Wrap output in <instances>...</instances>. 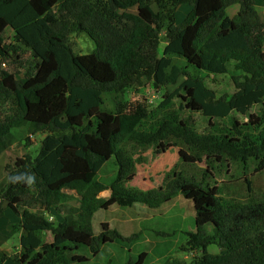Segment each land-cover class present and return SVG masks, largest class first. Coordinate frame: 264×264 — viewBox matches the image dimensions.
<instances>
[{
    "label": "trees",
    "instance_id": "16d2710c",
    "mask_svg": "<svg viewBox=\"0 0 264 264\" xmlns=\"http://www.w3.org/2000/svg\"><path fill=\"white\" fill-rule=\"evenodd\" d=\"M54 1L52 6L51 0H0V107L9 103L14 109L0 116V156L6 153L0 217L6 208L19 217L13 229L21 232V250L13 260L41 264L68 246L94 250L100 240H126L109 230L107 223L101 224L97 235L94 214L113 205L159 208L181 194L194 210L188 245L200 255L180 264H264V199L226 206L217 187L183 175L163 192L135 191L124 185L134 177V160L123 146L157 143L163 149L169 138H175L209 160L238 161L264 155V114L249 116L250 133L233 120L231 129H219L223 135H202L186 121L171 118L147 131L141 129L150 114L146 99L117 96L137 88L144 78L160 88L183 76L161 106L178 98L180 109L210 119H224L232 111L244 115L254 105L264 106V22L254 0ZM183 4L190 5V10L176 24L175 10ZM153 5L159 13L153 12ZM234 5L237 11L223 27L222 19ZM8 29L17 48L6 42ZM162 31L167 43L160 55ZM72 33L84 35L95 50L75 54L68 40ZM26 52L30 58L23 55ZM11 58L23 70L19 75L1 68ZM230 63L236 74L231 73ZM201 73L230 75L233 93L218 94ZM104 93L114 95V112L101 110ZM210 126L214 125L210 122ZM21 128L42 135L34 157L8 154V136L12 129ZM179 155L186 163L195 161L182 149ZM112 158L117 175L110 195L100 197L105 186L96 176ZM44 231L51 233L50 243H43ZM9 238L0 232V246ZM211 244L219 252H209ZM146 257L141 252L124 264H145ZM73 260L85 258L74 256Z\"/></svg>",
    "mask_w": 264,
    "mask_h": 264
},
{
    "label": "rangeland",
    "instance_id": "374dc122",
    "mask_svg": "<svg viewBox=\"0 0 264 264\" xmlns=\"http://www.w3.org/2000/svg\"><path fill=\"white\" fill-rule=\"evenodd\" d=\"M254 2L264 22V0H254ZM51 4L53 6L56 2L51 0ZM152 10L154 13L160 12L156 5L152 6ZM189 10L190 5L188 4L178 6L175 10V23H180ZM129 11H135V8H130ZM236 11L237 5L227 9V16L223 17L221 23L223 27L227 26L229 17L233 16ZM5 37L12 49L17 48L9 29L6 31ZM68 40L70 49L75 54L90 53L95 50L94 45L84 35L72 33ZM166 43L165 31H162L159 45L160 55ZM96 52L98 53V50ZM10 53L13 58H16L14 50H11ZM23 55L30 58L28 52ZM13 58L6 60L5 65L1 64V68L19 75L23 70ZM172 58L174 62L182 65L176 56H172ZM229 67L231 73L236 74L233 72L232 63ZM201 76L218 94L231 95L234 91L230 75L211 76L201 73ZM183 79L184 77L180 76L176 83L154 88L151 81L144 78L140 86L125 89L117 96L123 100L140 97L146 99L150 114L142 123L141 129L147 131L155 129L162 120L171 118L186 121L190 127L202 135L208 133L223 135L224 132H220L219 129H231L233 120L239 123L240 129L244 133H250L253 130L249 124V116L264 114V106L254 105L244 115L232 111L224 119H210L199 113L180 109L178 98H174L166 106H161V102L179 86ZM102 98L101 110L114 112V95L104 93ZM13 112L14 109L9 103L0 107V116L2 117ZM210 122L214 126H210ZM11 132L8 136L10 146L8 154L16 157L30 154L34 157L38 153L41 134H30L27 128L12 129ZM166 142L168 144H164L165 148L163 149L157 143L141 146L128 142L123 145L134 160V177L124 182L126 187L135 191L163 192L178 178V175H183L203 186L217 187L219 189L218 196L225 201L226 206L250 205L264 199V155L243 157L238 161L225 157L217 162L214 158L209 160L205 155L197 154V151L191 150L190 146L175 138H169ZM180 149L185 151L188 156L195 158V161L184 162L179 155ZM5 155L6 153L3 154L4 163ZM117 171L116 162L112 158L97 173L96 180L105 186L100 197L110 195V186ZM2 172L5 175L4 170ZM69 204L73 205L75 201H71ZM51 214L55 216L54 213ZM54 219L56 220L57 216ZM102 223H107L109 230H115L126 240L111 243H103L100 240L94 250L84 246L79 248L68 246L63 248L57 256L46 257L41 264H124L127 259L136 260L141 252L147 253L145 264H180L190 262L200 255V251L191 252L188 245L187 233L194 231V210L192 202L183 198L181 194L174 195L168 203L154 209L136 203L133 207L121 208L113 205L108 210H98L92 221L97 235L102 231ZM206 232L209 235L212 234L211 226H206ZM108 235L110 234L108 233ZM40 236L43 243L52 241L51 233L48 231L42 232ZM17 243L18 233H12L8 244L12 246ZM207 250L211 253L219 252V248L213 244L209 245ZM74 256H82L85 261L75 262Z\"/></svg>",
    "mask_w": 264,
    "mask_h": 264
},
{
    "label": "crops",
    "instance_id": "0c3cea01",
    "mask_svg": "<svg viewBox=\"0 0 264 264\" xmlns=\"http://www.w3.org/2000/svg\"><path fill=\"white\" fill-rule=\"evenodd\" d=\"M9 149H10V146L8 147V150ZM3 167H4V156L2 155L0 157V172L2 173L0 175V179L2 178L0 187H2L6 182V176L2 172ZM18 222H19V217L9 208H6L4 210L3 215L0 217V232L6 233L9 236L12 233H18V243L16 245L11 246L10 244H8V241H9L8 240L7 242H5L4 244L0 246V259L1 257H3V259L0 260V264H20L19 262L13 260V257L17 255L21 250V247L19 244V236L21 232L13 229V225Z\"/></svg>",
    "mask_w": 264,
    "mask_h": 264
},
{
    "label": "clouds",
    "instance_id": "9594fccd",
    "mask_svg": "<svg viewBox=\"0 0 264 264\" xmlns=\"http://www.w3.org/2000/svg\"><path fill=\"white\" fill-rule=\"evenodd\" d=\"M51 217H52V216L50 215V216H49V219H50Z\"/></svg>",
    "mask_w": 264,
    "mask_h": 264
}]
</instances>
